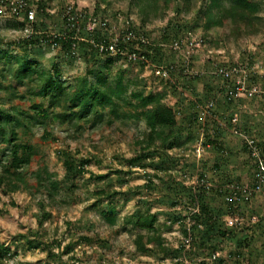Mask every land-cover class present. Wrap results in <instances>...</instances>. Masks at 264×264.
<instances>
[{
    "label": "trees",
    "instance_id": "16d2710c",
    "mask_svg": "<svg viewBox=\"0 0 264 264\" xmlns=\"http://www.w3.org/2000/svg\"><path fill=\"white\" fill-rule=\"evenodd\" d=\"M51 1L25 0L27 6L36 11V19L32 23L24 14L20 15V18H10L7 24L9 27L24 32V29L29 26L33 31L30 35L25 33L26 37L22 40L6 44L20 48V53H10L8 50L1 49L0 45V63H2L0 91L7 92V100H24L25 96L18 91L21 87L30 96L40 97L43 100L47 99L45 108L42 103L31 105L32 115L20 111L16 107H11V109L0 108V146H3L0 158V190L2 194L10 195L23 189L28 190L26 176L21 175L20 171L31 162L33 157L39 154V148L36 145L21 140L19 129L27 130L30 125L42 126L52 120L60 121V124L68 123L72 126H76L77 123L89 122L91 129L103 126L111 127L115 123L126 126L127 122L137 124L141 121L143 129L131 141L133 156L126 160V171H116L119 175L116 180L120 187L115 190L98 187L90 194L96 198V202L101 200L108 202V208L102 211L107 222L111 226L115 224L116 213L113 202L116 198L127 201L131 197H138L137 203L145 206V210L143 212L139 209L135 210L126 221V224L131 225V229L128 231L134 238L133 245L138 254L146 257L155 255L162 261L175 259V264H184L182 259L188 255L187 252L198 255L197 261L200 264H226V257L227 259L240 258L245 248L249 246L250 235L254 234L255 231L251 227L228 226L223 216H238L241 206L249 201L244 200L239 190L260 184L257 178L259 174L262 176V183L264 181V170L260 172L258 160L253 155L248 143L240 137L243 151L253 161L255 168L253 181L248 186H242L236 182V185L229 183V188L226 189H213L208 185L203 173H200L197 178L200 180L199 183L201 180L203 181L200 185L194 186L192 183L190 186H184L182 182L173 181L170 176L174 186H165L164 189H167L165 199L143 198L141 194L144 189L154 191L153 179L156 178L161 181L158 172H166V164L169 162L177 164V160L169 155V151L180 148L186 143L179 134L181 131L177 122V114L181 109L178 108L175 111L172 106L164 102L165 91L153 94L146 93L144 84L140 85L137 78L126 81V76L129 73L127 69L119 70L114 74H111L110 69L120 60L128 64L135 61L140 65L151 64L155 71L165 63L162 67L165 75H158V78L161 79L165 88L176 89L177 82L173 81V75L175 72L181 77L187 75L190 57L183 62L182 68L167 63L165 52L168 46L165 42L169 43L172 40L177 42L179 44L178 51L182 47L191 49L194 43L189 38L179 36L181 25L177 18L181 14L187 15L197 11L196 15L203 19L204 31L225 30L227 28L229 36L259 37L264 35V13L257 6L256 0H129V6L136 9L142 26L156 20L162 21L167 17L168 11L172 12V17L168 18L162 27L160 37L162 42L157 44L148 41L145 34L139 33L135 25H132L128 20L119 30L116 41L103 14L105 9H100L99 5L94 8L92 14L86 10L77 12L73 6L71 9L72 15H74L72 21H69L66 15L67 8L71 6L64 5L58 17L60 22L53 26L51 23L48 27L45 22L48 14L51 13L48 10L51 8ZM101 1L103 4H110V0ZM0 2L6 6L9 4L6 0H0ZM93 16L98 19L99 30L87 32L83 29L85 21ZM4 18L7 19V17ZM127 35H131V39H126ZM223 36L227 37V34H223ZM112 44L117 45L116 52L100 51L99 46L108 47ZM43 47L59 49L61 56L67 59H80L86 65V73L68 80L64 77L62 67L59 64H52L49 69H46L41 65L40 57L31 55V50ZM168 50L176 52L169 47ZM127 54L134 56V59H130ZM100 61H103L102 70L87 66L89 63L95 64ZM252 66L253 62L250 58L247 65L237 66L243 67L246 71L240 75V80H243L247 90L254 89L250 95L256 96L261 92L264 95V77L257 75ZM3 75L11 77L13 83L8 86L3 85L1 82ZM223 81L226 97H233L229 94V89L236 86V78L223 79ZM131 86L136 88L129 90ZM261 88H263L262 91ZM232 94H235V88ZM210 102L213 103V101ZM198 104L200 105L199 110H201L203 105L200 102ZM57 109L61 113L63 112V117L57 112ZM208 117H212L211 114ZM190 118L197 121V117L194 115H190ZM222 119L226 120L224 125L226 130H230V128L235 130L232 126L231 116L229 119L226 117ZM206 124L201 126L202 140L197 145L201 147L212 146L219 153H223L225 148L222 137H224L225 132L220 129L219 124H216L215 128L212 127V130ZM75 129L78 131L81 127L77 125ZM240 134L252 141L253 146L259 151L260 160L264 163V143L256 141L248 135L247 130ZM51 136L50 133L44 131L43 139H48ZM186 140L188 139L186 138ZM57 155L64 172L62 179H58L46 167L32 175L36 182V188L34 193L30 192V194L34 198L40 197L37 201L41 216L39 226H42L43 221L50 217V214L44 211L46 201L49 204H55L58 198L60 201L66 200L68 195L77 189L76 181L84 179L86 174H88L87 182L102 181L108 178L107 174L96 176L88 170L90 163L97 162L95 159L92 161V158H77L67 150L58 151ZM135 168L143 169L145 172L147 169H152L153 175H149L151 178L146 176L145 185L123 191L121 187L128 183L124 178L130 175ZM215 170L219 171L217 167ZM212 193L224 197V199H230L228 202L225 201L226 208L224 210L210 205L207 197ZM253 194L255 192H250V198ZM11 204L13 203L11 202ZM94 205L93 203L92 206ZM153 205H165L169 210L167 212L160 210L152 212ZM162 215L166 217L167 225L178 226L181 242L174 249L165 245L163 237L156 228L158 217ZM32 234L18 236L26 240L29 249L44 247V243L39 240L38 233L33 232ZM187 236L190 237L189 249H186L183 243V239ZM92 242L91 238L81 236L75 245L84 246ZM54 244L59 246L56 241ZM101 245L103 246V243ZM230 246H233V250L228 252L225 259L222 258L224 256L221 253L222 250L226 247L230 248ZM69 249L71 248L66 247L65 251ZM3 252L9 253L10 251L0 245V259ZM215 254H219V256L213 259ZM187 264L194 263L190 261Z\"/></svg>",
    "mask_w": 264,
    "mask_h": 264
},
{
    "label": "rangeland",
    "instance_id": "374dc122",
    "mask_svg": "<svg viewBox=\"0 0 264 264\" xmlns=\"http://www.w3.org/2000/svg\"><path fill=\"white\" fill-rule=\"evenodd\" d=\"M256 2L261 12L264 13V0H256ZM109 3L108 5L103 4L101 0H52L51 8H48L51 13L48 14L45 23L48 27L51 23V26L59 23V13L64 5L75 6L77 12L86 10L90 14L99 5L100 9H105L103 14L113 37H117L119 30L128 20L135 25L139 33L145 34L148 41L154 44L162 42L160 40L162 27L167 19L172 17L171 11H168L164 20H156L142 26L136 9L129 6V0H110ZM196 12L181 14L177 18L181 25L179 36L193 40V47L191 49L182 47L175 53L166 47L167 63L182 68L183 62L189 57L191 60H189L185 77L178 76L176 72L173 75V81L177 82L176 89L165 88L151 64L140 65L136 61L128 64L120 60L110 69L111 74L127 69L129 73L126 81L137 78L140 85L144 84L146 93L165 91L164 102L172 106L175 111L178 108L181 109L177 114V122L181 131L179 134L186 143L180 148L169 151V155L177 160V164L167 163V171L158 172L162 182L156 178L153 179L154 191L144 189L141 194L143 198L165 199L167 196L165 186H174L170 176L173 181L182 182L184 186H190L200 173L205 175L208 185L213 189H226L229 188V183L236 185V182L242 186H248L253 181L255 168L253 161L243 151L239 134L247 130L248 135L264 143V95L262 92L256 96L237 93L227 98L223 90L224 81L215 74L219 67L245 66L250 58L254 71L257 75L264 77V35L259 37L229 36L227 28L204 31L203 19L196 15ZM10 18L0 17L1 49L8 50L10 53H20V48L6 45L26 37L25 32L7 25ZM95 28L99 30V25ZM28 29L31 33L29 27ZM223 34H227V37ZM165 43L168 45V42ZM31 55L40 57V63L46 69H49L52 64H59L64 77L68 80L86 73V65L83 61L78 58L62 57L60 50L56 48H37L31 50ZM164 64L159 67H164ZM87 66L102 70L103 61L95 64L89 63ZM0 68H2V63H0ZM1 82L6 86L13 83L11 77L7 75L1 77ZM134 88L136 87L131 86L129 90ZM18 91L25 96L24 100L8 101L7 92L1 90L0 108L16 107L32 115L33 111L30 107L33 103H42L44 108L47 106V99L30 96L22 87ZM197 101L202 103V108L208 102L213 101L214 106L209 112L212 117H208L202 113V110H199L200 105ZM57 110L63 117V112ZM190 115L196 116L197 121H193ZM230 116L235 130L233 128L226 130L222 126V123L223 125L226 123V120L222 118L229 119ZM59 122L52 120L42 126L30 125L27 130L19 129L21 140L36 145L39 148V154L20 171L21 175L26 176L28 190L23 189L10 195H4L0 190V245L10 251L2 253L0 264H161L162 260H159L158 256L146 257L138 254L133 245L134 238L128 231L131 225L126 224V221L132 213L137 209L141 212L145 210V206L137 203L138 197H131L127 201L116 198L113 202L116 221L111 226L102 214V211L108 208V202L106 200L96 202V198L90 195L98 187L107 190L120 187L116 180L119 177L116 171H126V160L133 156L131 141L142 131L143 123L141 121L137 124L127 122L126 126L115 123L111 127L91 129L89 122H82L77 123L81 129L76 131L77 125L60 124ZM205 124L210 130L219 124L220 129L225 132L222 137L225 148L223 153H219L212 146L197 145L202 140L201 126ZM44 131L52 136L43 139ZM2 149L3 146H0V158ZM63 150L72 152L77 158L97 160V162L90 163L88 170L96 176L107 174L108 178L102 181L87 182L88 174H86L84 179L76 181L77 189L68 195L66 200L60 201L58 198L55 204H49L46 201L44 211L48 212L50 217L43 221L42 226H39L41 216L37 201L40 197L34 198L30 194V192L34 193L36 188L32 175L46 167L50 173L62 179L64 172L57 152ZM262 164L264 165L263 162ZM215 167L219 171L215 170ZM149 175H153L152 169H147L145 172L143 169L135 168L130 175L124 178L128 183L121 189L125 191L128 188L143 186L147 181L146 176ZM207 199L212 207L220 210L226 208L224 197L212 193ZM93 203L94 206H92ZM167 208L165 205H153L151 211L167 212L169 210ZM239 215L230 217L233 219V226L251 227L255 233L250 235L249 246L245 248L240 258L227 259L226 257L225 259L228 252L233 250V246L222 250L221 253L224 255L222 258L225 259L226 264H264V181L259 192L253 194L248 203L241 206ZM166 221L164 215L159 216L156 228L163 237L165 245L174 249L179 246L181 235L177 225L174 227L167 225ZM33 232L38 233L39 240L44 243V247L29 249L26 240L18 236L33 235ZM81 236L89 237L93 242L84 246L75 245ZM55 241L59 243V246L54 244ZM66 247L71 249L65 251ZM187 254L182 259L184 264L190 261L200 264L197 261L198 255L189 252Z\"/></svg>",
    "mask_w": 264,
    "mask_h": 264
},
{
    "label": "built area",
    "instance_id": "2783aa9c",
    "mask_svg": "<svg viewBox=\"0 0 264 264\" xmlns=\"http://www.w3.org/2000/svg\"><path fill=\"white\" fill-rule=\"evenodd\" d=\"M9 2V4L6 6V4H1L0 2V16L2 18L4 17H14V18H18L20 15L24 14L26 15L27 19L32 23L35 21L36 19V11L33 9V8H29L27 6V4L25 3V0H6ZM72 6L71 7H68L67 8V16H68V20L69 21H72L73 18H74V15H72ZM20 18V17H19ZM95 26H98V19L97 17L93 16V17H89L88 20L85 21V24H84V27L83 29H85L87 32H93L94 30H97L95 28ZM29 26H27L25 29H24V32L27 33L28 35H30L33 31L30 27V32L29 33V29H28ZM131 35H127L126 36V39H131L130 38ZM134 37V36H132ZM116 41L117 39L114 38ZM169 48H171L173 51H178L179 49V44L175 41H170L167 45ZM100 48V51H106L108 53H112V52H116V48H117V45L116 44H112L108 47H105L104 45L102 46H99ZM127 56L130 58V59H134V56H132L131 54H127ZM163 68L160 67L159 69H157L155 72H156V75H165L164 72L162 71ZM246 71L244 70L243 67H237V66H229L228 68H223V67H220L216 70V74L220 77H222L223 79H231V78H236V82H235V94L233 95L232 92H233V89L231 87V89H229V94L232 95V96H235L237 93L238 94H248L250 95L251 92H254V89L253 90H247V87L246 85L244 84L243 80H240V75L245 73ZM234 86V85H233ZM213 107V103L212 102H209V104L207 105V107H204V108H201L202 110V113L205 114V115H209L210 113V108ZM222 126H224L222 124ZM241 136V138H243L247 143L248 145L250 146V148L252 149V153L253 155L255 156V158H257L258 160V164H259V169H260V172H262L264 170V165L262 164V161L260 160V157H259V151L257 148H255L252 144V141L250 139H248L247 137H245L244 135L242 134H239ZM257 178L260 182V184L262 183V176L259 174L257 175ZM200 180L196 179L194 180L193 182V185L194 186H197V185H200L201 182H203L201 180V182L199 183ZM260 184L256 185L255 187H252V188H243V189H240L239 190V193L241 191V195L242 197H244V200H249L250 199V192H259L260 190ZM227 202L230 201L229 198H226L225 199ZM232 218H227L226 219V222H227V225L228 226H233L234 225V222H233V219L231 220ZM183 243H184V247L186 249H189L190 247V237L187 236L186 238L183 239ZM219 254H215L213 255V259L215 257H218ZM176 263V260H170V259H166V260H163L161 264H175Z\"/></svg>",
    "mask_w": 264,
    "mask_h": 264
},
{
    "label": "crops",
    "instance_id": "0c3cea01",
    "mask_svg": "<svg viewBox=\"0 0 264 264\" xmlns=\"http://www.w3.org/2000/svg\"><path fill=\"white\" fill-rule=\"evenodd\" d=\"M223 217H224V219L226 220V219L229 218L230 216H227V215H226V216H223Z\"/></svg>",
    "mask_w": 264,
    "mask_h": 264
}]
</instances>
